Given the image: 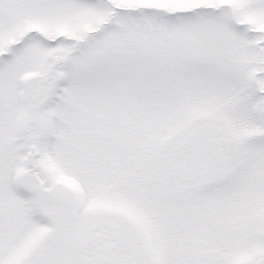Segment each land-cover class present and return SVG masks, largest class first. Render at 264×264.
I'll return each instance as SVG.
<instances>
[{
  "label": "snow or ice",
  "instance_id": "snow-or-ice-1",
  "mask_svg": "<svg viewBox=\"0 0 264 264\" xmlns=\"http://www.w3.org/2000/svg\"><path fill=\"white\" fill-rule=\"evenodd\" d=\"M0 264H264V0H0Z\"/></svg>",
  "mask_w": 264,
  "mask_h": 264
}]
</instances>
